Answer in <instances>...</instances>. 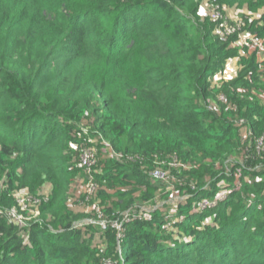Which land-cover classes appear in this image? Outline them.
<instances>
[{"label":"trees","instance_id":"1","mask_svg":"<svg viewBox=\"0 0 264 264\" xmlns=\"http://www.w3.org/2000/svg\"><path fill=\"white\" fill-rule=\"evenodd\" d=\"M204 1L0 0V264H264V61Z\"/></svg>","mask_w":264,"mask_h":264},{"label":"built area","instance_id":"2","mask_svg":"<svg viewBox=\"0 0 264 264\" xmlns=\"http://www.w3.org/2000/svg\"><path fill=\"white\" fill-rule=\"evenodd\" d=\"M209 5L210 6L212 5V4H210V1L209 0H205L202 3V5H201V11H202V8H207ZM216 12H217V5H214V7L209 10V14H211L212 18H213V16L218 17V15H215ZM207 13H208V11L207 12H203L202 14L205 15ZM242 18H245L246 20H249V17H247V16L241 17L240 19L229 17V18L225 19L224 22H220L221 25H223V27H224L223 31L219 29L220 34H222V35H224L226 37L227 34H231V33L235 32V31H238L239 32V42H240V44L242 46H248V47H250V49H251L252 46H255L256 48H253V47L252 48L258 53L260 58L264 61V58L262 56V54L264 53V40L260 39V38H264V37L254 36L251 33H249L246 29H244V26H246V23H245V21ZM241 53H243V51H241ZM230 60L232 61L233 73L227 79H231V78L235 77L237 75L238 71L241 68V66H239L238 63H237V60H232V59H230ZM223 78H225V77H223ZM219 98L223 102L228 103V99H227V97L225 95H220ZM263 147H264V134L261 135L257 139V148L260 150ZM92 157H93V153H91L89 150H87V152H85L83 154V157H82L83 163H88V161ZM152 179L153 180L168 181L169 172L164 170V169H162V168H157L153 172ZM86 188H87L86 193L88 194V196H90L91 193H93V191L95 189V187L91 183V181H89V184H86ZM225 195H226V191L224 192L223 196L220 199H213V200L205 199L199 204L198 208H206L208 206H214V205H216V201L223 199L225 197ZM20 200H23V204H21ZM19 202H20V204L23 207L22 211H27V213H28L29 211L27 210L26 205L24 204V198L23 197L19 198ZM83 202L87 204V200H83ZM87 206H88V204H87ZM33 212H34V210H30V213H28L29 218H31ZM38 213L39 212L36 211L35 215H38ZM97 214H98V218H94L95 216L94 217L93 216L92 217L87 216V218L84 217L82 221L75 223L74 227H81V226H83L85 224L86 225L87 224H97V225H99L102 228H106L107 223H106L105 219L102 218V215H101L100 211H98ZM19 215L26 216V214H23L21 212L18 215L13 213L12 217L20 222L22 220L18 217ZM124 218H128V214H125ZM145 218H149V215L146 214ZM170 225H171V221L168 222L167 226H170ZM121 226H122V221H118V223H115V227L121 228Z\"/></svg>","mask_w":264,"mask_h":264},{"label":"rangeland","instance_id":"3","mask_svg":"<svg viewBox=\"0 0 264 264\" xmlns=\"http://www.w3.org/2000/svg\"><path fill=\"white\" fill-rule=\"evenodd\" d=\"M210 3H213L217 5V12L215 15L212 16L210 15V20L213 21V23H218V22H224L225 19L232 17L236 19H240L242 16H247L249 17L250 21H258V26H262L263 22L261 20L262 15L264 14V1L262 0H209ZM251 2L256 4V6L253 8L251 6ZM203 11L207 12V8H202ZM263 39L264 38H260ZM253 48H256L255 46H252ZM251 47L252 50H254ZM264 58V53L262 54ZM233 73V67H232V61L227 60L225 69L221 72H218V74L222 76H228L230 77L231 74ZM214 79H213V84H214ZM80 183H83L82 181H79ZM86 184L85 185H76L71 188V193L72 197H74V200L69 202L72 206V208L78 212V213H84L85 215L91 214L93 217L95 216L94 212V207L93 206H87L86 203L83 201H80L79 198L86 192ZM225 190H221L220 192L217 193L215 196V199H220ZM21 204H23V200H20ZM30 213V211L28 212ZM22 221L26 219V216L24 215H19L18 216Z\"/></svg>","mask_w":264,"mask_h":264},{"label":"crops","instance_id":"4","mask_svg":"<svg viewBox=\"0 0 264 264\" xmlns=\"http://www.w3.org/2000/svg\"><path fill=\"white\" fill-rule=\"evenodd\" d=\"M241 1H244V0H241ZM203 12H205V11L202 10L201 13H203ZM242 17H244V16H242ZM250 51H252V50H251V49L249 50V52H248L249 54H250ZM223 77H225V78H229L228 76H225V75L222 76V75L218 74V75L215 76L214 80H215V81H218V80H220V79L223 78ZM69 205H70V203H69Z\"/></svg>","mask_w":264,"mask_h":264}]
</instances>
